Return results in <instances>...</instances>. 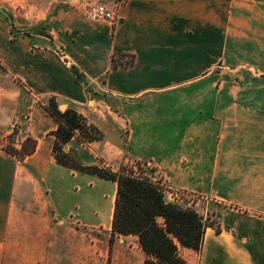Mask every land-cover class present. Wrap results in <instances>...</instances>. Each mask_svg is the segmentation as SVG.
<instances>
[{"label":"crops","instance_id":"crops-1","mask_svg":"<svg viewBox=\"0 0 264 264\" xmlns=\"http://www.w3.org/2000/svg\"><path fill=\"white\" fill-rule=\"evenodd\" d=\"M47 3L46 34L0 15V264L146 259L137 236L110 245L117 183L56 162L52 97L104 135L65 146L83 165L146 164L218 220L200 251L179 247L186 264H264V0ZM96 4L114 20L90 19ZM25 116L14 145L37 148L20 161L5 146Z\"/></svg>","mask_w":264,"mask_h":264},{"label":"trees","instance_id":"trees-1","mask_svg":"<svg viewBox=\"0 0 264 264\" xmlns=\"http://www.w3.org/2000/svg\"><path fill=\"white\" fill-rule=\"evenodd\" d=\"M129 59L126 63H118L113 58V62L116 67L125 68L134 65V56L130 55ZM75 72L80 76L78 71ZM44 107L58 123L57 130L53 132L56 162L118 185L111 246L119 236H137L146 254L144 264H186L179 255L180 246L196 251L202 249L207 229L218 223L216 218L205 219L195 208L169 201L166 188L147 174V165L141 162L123 161L113 167L100 159L97 165H83L74 152L65 150V146L73 139L89 145L102 140L103 133L75 109L61 110L56 97L50 98ZM18 132V128L13 129L5 150L24 161L36 151L37 141L28 137L18 149L14 145ZM220 231L218 227L217 232Z\"/></svg>","mask_w":264,"mask_h":264},{"label":"rangeland","instance_id":"rangeland-1","mask_svg":"<svg viewBox=\"0 0 264 264\" xmlns=\"http://www.w3.org/2000/svg\"><path fill=\"white\" fill-rule=\"evenodd\" d=\"M48 9L49 5L47 0H0V15H9L12 18L11 32H15L17 28H20L19 30H30L31 32L34 31L46 34V25L45 21H43V17ZM126 59L127 58H125V60ZM128 60L130 59L128 58ZM146 171L148 175L153 173L150 166L146 167ZM194 199L195 198H187V201H193ZM95 234L96 236L98 235V233ZM110 263V257L107 256L103 264Z\"/></svg>","mask_w":264,"mask_h":264},{"label":"built area","instance_id":"built-area-1","mask_svg":"<svg viewBox=\"0 0 264 264\" xmlns=\"http://www.w3.org/2000/svg\"><path fill=\"white\" fill-rule=\"evenodd\" d=\"M88 16L90 19L95 20V21H99V20L112 21V20H114L113 12L111 10H109L108 7L104 4L91 6L89 13H88ZM26 119H27L26 116L18 119L17 122L15 123L13 129H17V128L19 129L22 122H24ZM183 195H185V193L179 192L177 194V196L181 197V199H183V197H184Z\"/></svg>","mask_w":264,"mask_h":264},{"label":"water","instance_id":"water-1","mask_svg":"<svg viewBox=\"0 0 264 264\" xmlns=\"http://www.w3.org/2000/svg\"><path fill=\"white\" fill-rule=\"evenodd\" d=\"M61 110H65V108L64 107H61Z\"/></svg>","mask_w":264,"mask_h":264}]
</instances>
